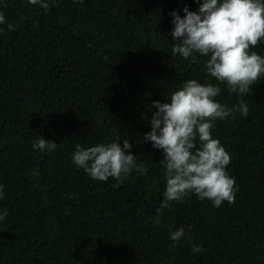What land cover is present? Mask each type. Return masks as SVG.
<instances>
[{"label":"trees","instance_id":"trees-1","mask_svg":"<svg viewBox=\"0 0 264 264\" xmlns=\"http://www.w3.org/2000/svg\"><path fill=\"white\" fill-rule=\"evenodd\" d=\"M47 2L45 11L0 0V264H264V75L247 96L221 84L215 98L249 109L212 129L231 157L235 202L214 207L189 194L158 213L163 153L143 142L151 104L169 102L190 79L217 83L208 57H171L169 13L183 17L198 0ZM250 51L264 56V40ZM40 137L56 149H34ZM117 137L146 173L133 168L118 184L73 163L76 145ZM180 227L185 235L172 247Z\"/></svg>","mask_w":264,"mask_h":264},{"label":"clouds","instance_id":"clouds-1","mask_svg":"<svg viewBox=\"0 0 264 264\" xmlns=\"http://www.w3.org/2000/svg\"><path fill=\"white\" fill-rule=\"evenodd\" d=\"M74 2L83 3V0ZM28 3L49 10L47 0H28ZM198 3L196 11L185 6L183 17L176 11L169 13L173 25L171 57L178 54L185 60L191 57L193 62L197 56L208 57L206 71L217 83L202 84L190 79L170 94L169 102L151 104L156 111L149 119L151 131L144 134L143 142H151L154 149L163 153L159 162L165 169L166 187L158 213L169 208L170 202H182L189 194H195L201 201H211L214 207L225 201L235 202V179L226 171L231 157L213 138L212 129L216 121L226 120L237 112L246 118L249 109L243 100L238 106L228 107L215 98L222 92L221 84L230 93L247 96L264 75V56L250 51L264 40V0H198ZM5 22L0 12V24ZM118 141L119 137L115 142L87 148L78 144L73 163L93 180L112 178L118 184L133 168L146 173V167L136 164L137 156L131 154L132 144L128 139L123 140V147ZM32 147L51 151L57 144L40 137ZM0 198H3L2 184ZM6 215V212L0 214V220ZM191 229L189 225L188 231ZM184 235L183 227L172 231L169 236L172 247ZM202 251L198 245L192 248L193 253Z\"/></svg>","mask_w":264,"mask_h":264}]
</instances>
